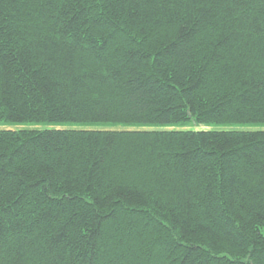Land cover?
I'll return each mask as SVG.
<instances>
[{
	"label": "trees",
	"instance_id": "16d2710c",
	"mask_svg": "<svg viewBox=\"0 0 264 264\" xmlns=\"http://www.w3.org/2000/svg\"><path fill=\"white\" fill-rule=\"evenodd\" d=\"M0 264H264V0H0Z\"/></svg>",
	"mask_w": 264,
	"mask_h": 264
},
{
	"label": "rangeland",
	"instance_id": "374dc122",
	"mask_svg": "<svg viewBox=\"0 0 264 264\" xmlns=\"http://www.w3.org/2000/svg\"><path fill=\"white\" fill-rule=\"evenodd\" d=\"M237 129H241V128H237ZM248 129H250V128H246V129H242V130H248ZM198 130H209V128L207 129V128H198Z\"/></svg>",
	"mask_w": 264,
	"mask_h": 264
}]
</instances>
